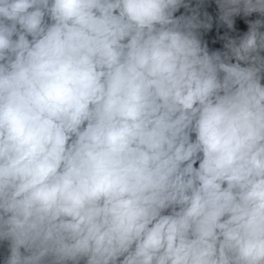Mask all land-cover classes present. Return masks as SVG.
<instances>
[{"label":"clouds","instance_id":"9594fccd","mask_svg":"<svg viewBox=\"0 0 264 264\" xmlns=\"http://www.w3.org/2000/svg\"><path fill=\"white\" fill-rule=\"evenodd\" d=\"M262 53L264 0H0L3 264H264Z\"/></svg>","mask_w":264,"mask_h":264},{"label":"water","instance_id":"95a60500","mask_svg":"<svg viewBox=\"0 0 264 264\" xmlns=\"http://www.w3.org/2000/svg\"><path fill=\"white\" fill-rule=\"evenodd\" d=\"M182 11L183 9H181V12ZM208 11L213 16V28L208 32L204 33V39L208 43L210 51L216 49L223 50L222 49L223 41L220 40V36L224 35L225 33H228L229 35L234 37H238L239 35H242L244 31L247 30V26L243 22V18L241 17L236 18L235 27L237 28V31L235 32H229V30L226 27L219 26L216 22L218 9L216 8L214 3H212L211 7L208 8ZM179 14L180 13H177V15ZM256 18H257V14H253L251 17H248L247 19H256ZM262 55H264V53H262ZM262 84H264V80H262ZM6 254H7V244L5 242L3 244H0V264H3V258Z\"/></svg>","mask_w":264,"mask_h":264}]
</instances>
